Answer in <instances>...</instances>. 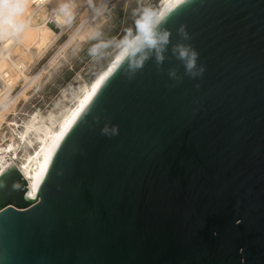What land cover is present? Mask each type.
<instances>
[{"label":"water","instance_id":"95a60500","mask_svg":"<svg viewBox=\"0 0 264 264\" xmlns=\"http://www.w3.org/2000/svg\"><path fill=\"white\" fill-rule=\"evenodd\" d=\"M30 184L0 176V264H264V0L172 2L49 135Z\"/></svg>","mask_w":264,"mask_h":264},{"label":"bare ground","instance_id":"6f19581e","mask_svg":"<svg viewBox=\"0 0 264 264\" xmlns=\"http://www.w3.org/2000/svg\"><path fill=\"white\" fill-rule=\"evenodd\" d=\"M79 1H81L80 3L83 6L87 2H91V0L85 3L82 2L84 0H44L43 3H38V0H0V119L2 120L4 114L7 112L14 113L11 121L6 124L5 129L7 131L5 130L3 133H0V176L9 167L16 166L22 176L27 180L30 195H33L30 183L35 166L47 138L85 93L101 70L88 83L78 84L74 90H72L73 86H69L70 98H64V101L59 100L54 108L51 107L52 109L46 112H42L41 109H36L29 114L16 113V101L19 97L25 98L24 93L16 99H7L8 92L21 77L24 81H29L25 73V70L28 68L24 62L28 58L37 59L44 53L43 49L45 50L55 38H58L60 33L62 34L68 28L71 23V16L80 11L82 5H80ZM98 1L94 0V3L97 4L96 2ZM174 1L158 0V10L150 18L147 25ZM71 12L73 15L71 14L70 16ZM92 15L97 16L96 14ZM93 19L89 20V22L93 21ZM96 21L94 19L93 22ZM17 24V27H20L18 30L16 27ZM91 24L90 26L83 25L84 27H80L81 30L78 39L73 40L74 42L71 45V53H75L82 43L94 35L97 25L92 26ZM144 29L134 34L132 38L120 47L117 46L119 48L109 62L140 35ZM74 35L76 36V34ZM66 55L68 54L62 55L61 59H66ZM53 59L52 61L50 60V63L48 62L49 65L46 68L44 66V70L39 73L36 80L43 78L46 81L52 76L53 71L56 70L54 69V64L61 62V59L58 57ZM8 64L12 69L7 67Z\"/></svg>","mask_w":264,"mask_h":264},{"label":"rangeland","instance_id":"374dc122","mask_svg":"<svg viewBox=\"0 0 264 264\" xmlns=\"http://www.w3.org/2000/svg\"><path fill=\"white\" fill-rule=\"evenodd\" d=\"M154 1L158 2V0H99L95 4L94 0H91V2H87L88 5L85 4L84 6L79 1L82 5L80 11L74 13V15L72 12L70 13V16L71 14L73 16H71V23L68 28L62 34L58 30L60 33L58 38H55L45 50L43 49L44 53L37 59L28 58L30 62L27 59V64L24 62L28 68H26L25 73L29 81H24L22 77L18 79L15 86L9 90L7 97V99H16L24 93L25 98L19 97L16 101V113L29 114L36 109L46 112L54 108L59 100L64 101L67 97L70 98L69 86H73L72 90H74L78 84L91 81L106 66L118 48L134 36L138 20L142 19L146 11L154 9ZM93 18L99 23L97 21L93 22ZM92 19L91 24L89 20ZM90 24L92 26L97 25L94 35L81 44L75 52L76 54L71 53V45L78 39L81 28L90 26ZM18 29L20 27H17ZM66 53L68 54L66 59H61V56ZM55 56L61 59V62L54 64L56 70L53 71L52 76L46 81L43 78L36 80L39 73L44 70V66L46 68L54 60L53 58H56ZM7 67L12 69L9 64ZM13 114L7 112L4 114L3 119H0V127H2L0 133L6 130V124L11 121Z\"/></svg>","mask_w":264,"mask_h":264},{"label":"clouds","instance_id":"9594fccd","mask_svg":"<svg viewBox=\"0 0 264 264\" xmlns=\"http://www.w3.org/2000/svg\"><path fill=\"white\" fill-rule=\"evenodd\" d=\"M5 7H7V5H5ZM150 10L146 11L143 14L142 19L138 20V24L141 27V25L144 23V19L145 17L148 16ZM154 15V13H153ZM181 32H183V29H181ZM185 38H187L186 34H185ZM162 39L167 42L168 39V33L165 32V34L163 35ZM180 56L181 59L185 60V68H186V74L190 75L192 78H196L197 76H202L205 68L203 66H200L199 68H197V60H198V52L191 47H181L180 48ZM158 60L162 59L161 57H157ZM142 67V62H137L134 64L130 65V73L134 74L139 68ZM170 75H172L174 77V73H171ZM106 131V130H105ZM115 130H113V134H114ZM215 235V233H214Z\"/></svg>","mask_w":264,"mask_h":264},{"label":"built area","instance_id":"2783aa9c","mask_svg":"<svg viewBox=\"0 0 264 264\" xmlns=\"http://www.w3.org/2000/svg\"><path fill=\"white\" fill-rule=\"evenodd\" d=\"M44 2V0H38V3H43Z\"/></svg>","mask_w":264,"mask_h":264}]
</instances>
